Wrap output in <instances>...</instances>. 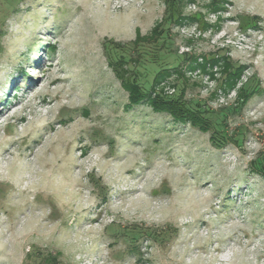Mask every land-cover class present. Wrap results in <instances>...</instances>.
Wrapping results in <instances>:
<instances>
[{"label":"rangeland","instance_id":"obj_1","mask_svg":"<svg viewBox=\"0 0 264 264\" xmlns=\"http://www.w3.org/2000/svg\"><path fill=\"white\" fill-rule=\"evenodd\" d=\"M216 1L0 0V264H264V0ZM120 57L143 92L167 73L156 92L224 146L129 107ZM237 67L243 104L225 88Z\"/></svg>","mask_w":264,"mask_h":264},{"label":"trees","instance_id":"obj_2","mask_svg":"<svg viewBox=\"0 0 264 264\" xmlns=\"http://www.w3.org/2000/svg\"><path fill=\"white\" fill-rule=\"evenodd\" d=\"M223 0H217L215 5H213L211 11L214 13L219 12L222 9ZM169 16L173 19L175 23H180L181 21H187L186 17L180 16L179 12L173 10L169 14ZM192 20V19H191ZM162 34L161 25L156 24L152 29L149 36H141L139 33L136 34L134 41H132L133 46H137L140 43H152L156 41ZM52 51L54 47H49ZM219 62L224 63V69L230 70L232 69V64L228 60L227 57H220L215 60L213 64H217ZM127 62L124 57H120L117 61H110L109 67L117 77V79L121 83L122 89L128 94V106L133 107L137 106L141 103H147L154 112L157 113H166L173 120L181 123H189L193 128L198 129L202 133H210L209 142L215 148H222L224 146V138L220 135L219 132L213 129L210 122L203 117L201 112L193 111L187 107L186 103L181 98H171L164 94L163 90H158L161 80L164 78V75L167 73H157L152 81V86L149 92H143L138 85L135 78L130 77L128 74V70L126 69ZM195 67H199L196 65ZM194 67V68H195ZM244 67H237L234 72H229L227 77L228 81L226 85V90H233L236 88ZM236 99L241 102V104L245 103L249 95L243 89L242 85L236 88ZM226 140V139H225ZM257 171L264 174V156L256 160Z\"/></svg>","mask_w":264,"mask_h":264},{"label":"bare ground","instance_id":"obj_3","mask_svg":"<svg viewBox=\"0 0 264 264\" xmlns=\"http://www.w3.org/2000/svg\"><path fill=\"white\" fill-rule=\"evenodd\" d=\"M115 3V2H114ZM45 82V81H44ZM42 84V83H41ZM46 96V95H45ZM91 103V102H90ZM25 110V109H24ZM36 110V109H35ZM33 113V112H32ZM43 114H44V112H43ZM41 115V114H40ZM88 115V114H87ZM86 116V115H85ZM58 117V116H57ZM20 120V119H19ZM71 120V119H70ZM58 122H60V121H58ZM63 122V121H62ZM65 122V121H64ZM68 126V125H67ZM9 127V126H8ZM57 128V127H56ZM13 129V128H12ZM31 133V132H30ZM25 135V134H24ZM16 141V140H15ZM115 142V141H114ZM24 144V143H23ZM21 145V144H20ZM115 147V146H114ZM27 149V148H26ZM77 150V149H76ZM90 151V150H89ZM75 152V151H74ZM139 154V153H138ZM18 156V155H17ZM29 156V155H28ZM108 157V156H107ZM10 158V157H9ZM17 158V157H16ZM33 158V157H32ZM60 160V159H59ZM93 160V159H92ZM167 160V159H166ZM43 161V160H42ZM8 162V161H7ZM31 162V161H30ZM147 162V161H146ZM62 163V162H61ZM81 164V163H80ZM41 168L42 169H50V165L47 163V162H42V164H41ZM131 168V167H130ZM75 169V168H74ZM11 170H13L16 174H18L19 176L21 175L20 173H21V170L20 169H18V168H13V169H11ZM1 171V170H0ZM77 171V170H76ZM1 173V172H0ZM32 173V172H31ZM45 173H46V171H45ZM58 173H60V172H58ZM129 173V172H128ZM11 175H12V173H11ZM24 175V174H23ZM49 175V174H48ZM48 175L47 176H45V177H48ZM87 175V174H86ZM4 176V175H3ZM19 176H16V178H15V180L13 181V185L14 186H16V188L17 189H19V190H25V189H22L21 187H20V184L23 182V179H22V177H19ZM32 176H33V174H31L30 175V178L28 179V182H30V180L32 179ZM39 176L41 177V179L42 180H44V175L43 174H39ZM70 176H71V178H70V185H69V187L70 188H68V191L70 192L71 190H73V188L75 187V185H76V183H77V181H78V175L76 174V173H71L70 174ZM115 176V175H114ZM26 177V176H25ZM34 177V176H33ZM62 177V176H61ZM61 177H60V179H61ZM38 178V177H37ZM62 179H63V177H62ZM33 180V179H32ZM49 181H51L50 179H49ZM55 181V180H54ZM69 181V180H68ZM46 182V181H45ZM23 185V184H22ZM40 186V185H39ZM41 188V187H40ZM44 187L42 186V190H43V192L44 193H47V191H46V189H52V192L51 193H64L63 191H64V189H63V186H62V184H57L56 186H54V188H51V182L50 183H48L47 185H45V188L43 189ZM31 190V189H30ZM32 191V190H31ZM40 191V190H39ZM26 192V191H25ZM153 192V191H152ZM31 193V192H30ZM68 193V192H67ZM175 193V192H174ZM152 194V193H151ZM214 201V200H213ZM158 207V206H157ZM74 208V207H73ZM16 209V208H15ZM10 211V210H9ZM241 219V218H240ZM93 221H94V219H93ZM232 221V220H231ZM225 225V224H224ZM214 232H215V230H214ZM251 233V232H250ZM240 234V233H239ZM188 246H190V245H188ZM228 246V245H227ZM212 247V246H211ZM216 249V248H215ZM250 249V248H249ZM258 249V248H257ZM211 250V249H210ZM180 252V251H179ZM225 253V252H224ZM221 255V254H220ZM257 256V255H256ZM189 259V258H188ZM200 260V259H199ZM206 260H207V258H206ZM225 260V259H224ZM226 260H227V258H226ZM225 260V261H226ZM203 261V260H202ZM208 261V260H207ZM204 262V261H203ZM203 262H201V263H203ZM210 262V261H209ZM200 263V264H201ZM228 263V262H227Z\"/></svg>","mask_w":264,"mask_h":264}]
</instances>
